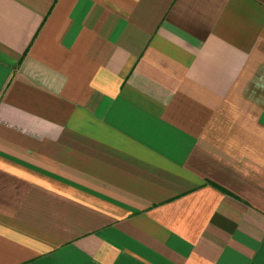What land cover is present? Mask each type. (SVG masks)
I'll return each instance as SVG.
<instances>
[{
  "label": "crops",
  "instance_id": "1",
  "mask_svg": "<svg viewBox=\"0 0 264 264\" xmlns=\"http://www.w3.org/2000/svg\"><path fill=\"white\" fill-rule=\"evenodd\" d=\"M0 264H264V0H0Z\"/></svg>",
  "mask_w": 264,
  "mask_h": 264
}]
</instances>
